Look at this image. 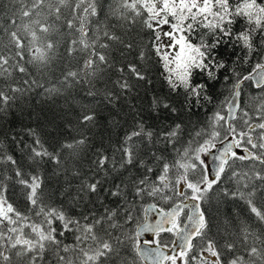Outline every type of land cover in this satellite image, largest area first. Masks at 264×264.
<instances>
[{
	"label": "snow or ice",
	"instance_id": "snow-or-ice-1",
	"mask_svg": "<svg viewBox=\"0 0 264 264\" xmlns=\"http://www.w3.org/2000/svg\"><path fill=\"white\" fill-rule=\"evenodd\" d=\"M0 8V264H264V0Z\"/></svg>",
	"mask_w": 264,
	"mask_h": 264
},
{
	"label": "trees",
	"instance_id": "trees-1",
	"mask_svg": "<svg viewBox=\"0 0 264 264\" xmlns=\"http://www.w3.org/2000/svg\"><path fill=\"white\" fill-rule=\"evenodd\" d=\"M6 3V0H0V5H3ZM4 9L0 8V11H2ZM246 70L248 68V66H245ZM161 81L159 80V78L154 80V85L153 88H149V89H145V88H141L140 89V97L139 98H135V94L133 95L132 98V102L136 105L137 109H142V114L147 117L148 116V112H149V108H148V104H149V97L152 94L153 89L157 92V93H161L163 91H166V88L162 89L161 87ZM247 84L250 85V82H246ZM256 91L254 88L252 87H248L246 88V92H254ZM218 93H222L221 95L217 96V103H220L224 100V96L226 95V93L224 92V89L220 88L217 89ZM245 99L247 98L246 96L244 97ZM212 111V105H209L207 107V109H201L197 112L196 116L192 117V122L195 123L198 120H203L205 119L206 115L208 113H210ZM15 120V125L17 128H19L21 126V122H23V124H29V123H34L35 121L30 119L29 116L27 115V112H25L23 115H21L19 112H17L15 114V117L9 116L8 120ZM185 120H187V117L185 116ZM149 123H153L152 120L148 121ZM2 123V122H0ZM86 166V165H85ZM231 207L230 203H226V204H221L220 208H221V212H225L227 211V209ZM66 242H71V236L68 237Z\"/></svg>",
	"mask_w": 264,
	"mask_h": 264
},
{
	"label": "water",
	"instance_id": "water-1",
	"mask_svg": "<svg viewBox=\"0 0 264 264\" xmlns=\"http://www.w3.org/2000/svg\"><path fill=\"white\" fill-rule=\"evenodd\" d=\"M147 235H148V234H146V237H145V238H147Z\"/></svg>",
	"mask_w": 264,
	"mask_h": 264
}]
</instances>
